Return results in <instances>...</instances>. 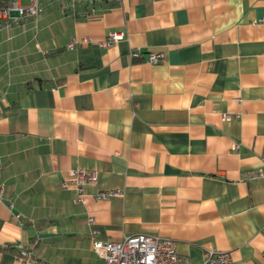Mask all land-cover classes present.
<instances>
[{"label": "crops", "instance_id": "1", "mask_svg": "<svg viewBox=\"0 0 264 264\" xmlns=\"http://www.w3.org/2000/svg\"><path fill=\"white\" fill-rule=\"evenodd\" d=\"M88 1L0 18V264H103L88 216L99 238L169 237L191 264H264V0ZM73 168L97 173L84 203L60 187Z\"/></svg>", "mask_w": 264, "mask_h": 264}, {"label": "built area", "instance_id": "2", "mask_svg": "<svg viewBox=\"0 0 264 264\" xmlns=\"http://www.w3.org/2000/svg\"><path fill=\"white\" fill-rule=\"evenodd\" d=\"M89 3L92 1L89 0ZM38 10L37 0H31L29 5H20L17 0H13L6 7H0V18L6 17L10 11L16 13L18 17L36 14ZM125 33L119 30L109 31L105 39L99 41L100 46H109L118 40L124 38ZM76 39H71L67 43V48L71 49L76 44ZM129 58L131 60L142 59V52L135 47L130 49ZM161 52H149L144 59L149 63H157L161 60ZM236 116V115H235ZM229 118V115H224ZM238 144H233V149H237ZM262 167L255 176L264 179V142L261 153ZM97 179V173L93 169L73 168L69 171L68 176L60 181V187L63 189H72L75 192V201L85 202V186L92 184ZM118 191L102 190L93 194L95 198L104 199L117 195ZM87 222L91 225L89 238L92 249L95 254L103 261V264H191L190 261L182 254L178 253L175 248V241L169 237L160 235H151L138 233L128 235L121 240L102 239L98 236V229L93 226L94 219L92 216L87 217ZM38 243L37 238H33L28 247L17 243L15 256L19 259L28 260L32 255V248ZM39 264H52L49 261H43ZM64 264H76L67 262ZM198 264H233L229 254L226 251L208 249Z\"/></svg>", "mask_w": 264, "mask_h": 264}, {"label": "rangeland", "instance_id": "3", "mask_svg": "<svg viewBox=\"0 0 264 264\" xmlns=\"http://www.w3.org/2000/svg\"><path fill=\"white\" fill-rule=\"evenodd\" d=\"M13 1V0H11ZM38 3H37V6L40 7V4L45 2V4H62V5H66L68 0H37ZM72 1V0H71Z\"/></svg>", "mask_w": 264, "mask_h": 264}, {"label": "trees", "instance_id": "4", "mask_svg": "<svg viewBox=\"0 0 264 264\" xmlns=\"http://www.w3.org/2000/svg\"><path fill=\"white\" fill-rule=\"evenodd\" d=\"M7 6V0H0V7H6ZM90 9H87L89 11Z\"/></svg>", "mask_w": 264, "mask_h": 264}]
</instances>
